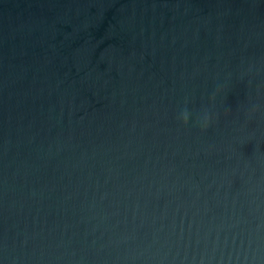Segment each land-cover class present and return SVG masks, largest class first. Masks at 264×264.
Masks as SVG:
<instances>
[{"label": "water", "instance_id": "1", "mask_svg": "<svg viewBox=\"0 0 264 264\" xmlns=\"http://www.w3.org/2000/svg\"><path fill=\"white\" fill-rule=\"evenodd\" d=\"M0 264H264V0H0Z\"/></svg>", "mask_w": 264, "mask_h": 264}, {"label": "clouds", "instance_id": "2", "mask_svg": "<svg viewBox=\"0 0 264 264\" xmlns=\"http://www.w3.org/2000/svg\"><path fill=\"white\" fill-rule=\"evenodd\" d=\"M181 120H182V122L185 125L188 124V122H189V116H188V113L187 112L182 113ZM208 123H209V118L207 116H205V120H204L203 126L206 128L208 126Z\"/></svg>", "mask_w": 264, "mask_h": 264}]
</instances>
